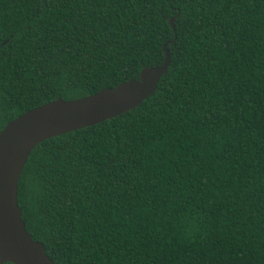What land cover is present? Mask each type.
Returning <instances> with one entry per match:
<instances>
[{
  "label": "trees",
  "instance_id": "obj_1",
  "mask_svg": "<svg viewBox=\"0 0 264 264\" xmlns=\"http://www.w3.org/2000/svg\"><path fill=\"white\" fill-rule=\"evenodd\" d=\"M163 43L138 105L26 158L17 204L53 264H264V0H0V128Z\"/></svg>",
  "mask_w": 264,
  "mask_h": 264
},
{
  "label": "water",
  "instance_id": "obj_2",
  "mask_svg": "<svg viewBox=\"0 0 264 264\" xmlns=\"http://www.w3.org/2000/svg\"><path fill=\"white\" fill-rule=\"evenodd\" d=\"M173 18L168 20L171 28ZM162 51L161 63L142 67L137 78L73 99L57 96L25 110L0 128V264H53L43 244L26 231L17 204L18 178L30 150L48 137L98 123L138 105L155 89L168 65L165 43Z\"/></svg>",
  "mask_w": 264,
  "mask_h": 264
},
{
  "label": "flooded vegetation",
  "instance_id": "obj_3",
  "mask_svg": "<svg viewBox=\"0 0 264 264\" xmlns=\"http://www.w3.org/2000/svg\"><path fill=\"white\" fill-rule=\"evenodd\" d=\"M5 263H7V262H3L2 264H5Z\"/></svg>",
  "mask_w": 264,
  "mask_h": 264
},
{
  "label": "clouds",
  "instance_id": "obj_4",
  "mask_svg": "<svg viewBox=\"0 0 264 264\" xmlns=\"http://www.w3.org/2000/svg\"><path fill=\"white\" fill-rule=\"evenodd\" d=\"M193 230H194V226H193Z\"/></svg>",
  "mask_w": 264,
  "mask_h": 264
}]
</instances>
